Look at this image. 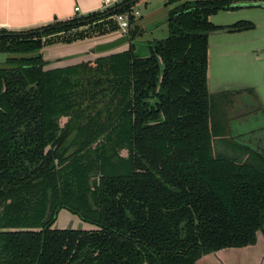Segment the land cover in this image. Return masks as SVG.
<instances>
[{"label": "trees", "instance_id": "obj_1", "mask_svg": "<svg viewBox=\"0 0 264 264\" xmlns=\"http://www.w3.org/2000/svg\"><path fill=\"white\" fill-rule=\"evenodd\" d=\"M136 1L0 29V51L15 54L0 63V264H195L264 235V153L211 150L231 91L208 92V36L254 26L209 20L229 0H166L168 35L146 56L128 27L123 50L45 66L44 46L117 35L114 16L130 25ZM63 208L95 228H53Z\"/></svg>", "mask_w": 264, "mask_h": 264}, {"label": "rangeland", "instance_id": "obj_2", "mask_svg": "<svg viewBox=\"0 0 264 264\" xmlns=\"http://www.w3.org/2000/svg\"><path fill=\"white\" fill-rule=\"evenodd\" d=\"M165 1L142 0L132 8L133 20L129 28L141 29V35L133 41L135 54L148 55V42L168 35L167 12L176 3L167 5ZM231 3L236 8L220 10L212 14L209 20L215 25L228 26L236 22H251L254 26L241 31L214 32L208 36V92L214 95L220 91H231L227 110V135L213 137L211 150L212 154L225 155L242 162L249 158L245 153L248 149L243 148L244 145L264 153V7L251 6L253 0H232ZM135 11H138V14H135ZM91 27L90 30H93L97 26ZM120 49L123 48L118 47L97 55ZM10 55L15 54L0 51V63ZM246 89H252L253 93L247 92ZM103 102L104 100L101 104ZM215 103L210 113V126L218 127L220 112L217 101ZM65 120L64 116L59 118L61 126ZM121 153L124 154V151ZM52 227L79 230L95 228L64 208L58 212Z\"/></svg>", "mask_w": 264, "mask_h": 264}, {"label": "crops", "instance_id": "obj_3", "mask_svg": "<svg viewBox=\"0 0 264 264\" xmlns=\"http://www.w3.org/2000/svg\"><path fill=\"white\" fill-rule=\"evenodd\" d=\"M114 1L118 3L123 0ZM141 1L137 0L134 6ZM229 1L232 2V0ZM253 2L251 6L264 7V0H253ZM102 3L103 0H0V29L28 30L56 20L64 21L75 16H85L104 9ZM76 7L78 10H75ZM119 35L118 31L117 35L115 33L69 44L46 45L41 49L43 58L46 60L45 66L47 68L63 67L93 60L98 56L93 51L95 44ZM128 46L129 43H126L120 47L125 49ZM195 264H264V235L262 232H257L255 244L239 248H223L203 255Z\"/></svg>", "mask_w": 264, "mask_h": 264}, {"label": "water", "instance_id": "obj_4", "mask_svg": "<svg viewBox=\"0 0 264 264\" xmlns=\"http://www.w3.org/2000/svg\"><path fill=\"white\" fill-rule=\"evenodd\" d=\"M129 40H130L129 35L127 33H125L123 35H119L118 37H116L112 40L99 42V43L95 44L93 51L96 53H102V52L114 50V49L122 46L123 44L128 43Z\"/></svg>", "mask_w": 264, "mask_h": 264}, {"label": "built area", "instance_id": "obj_5", "mask_svg": "<svg viewBox=\"0 0 264 264\" xmlns=\"http://www.w3.org/2000/svg\"><path fill=\"white\" fill-rule=\"evenodd\" d=\"M114 0H103L102 6L108 7L112 4H114ZM75 10H78V8L76 7ZM135 14H138L137 11L134 12ZM114 19L116 20L119 29H121V31L119 30L120 35H123L126 33L128 27H129V22H128V16L127 14H117L114 16Z\"/></svg>", "mask_w": 264, "mask_h": 264}]
</instances>
